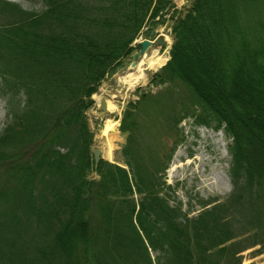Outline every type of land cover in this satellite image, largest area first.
Wrapping results in <instances>:
<instances>
[{
    "label": "trees",
    "instance_id": "16d2710c",
    "mask_svg": "<svg viewBox=\"0 0 264 264\" xmlns=\"http://www.w3.org/2000/svg\"><path fill=\"white\" fill-rule=\"evenodd\" d=\"M43 1L44 9L34 14L0 0V8L16 14L0 26V97L7 109L0 130L5 177L0 179V225L7 227L11 216L9 233L28 237L9 264H152L146 240L151 248L172 252L170 259L178 264H193L194 249L208 252L234 239L225 219L229 207L215 206L187 223L186 218L176 221L178 210L159 198L160 171L173 157L179 123L189 117L232 138L237 188L232 203L250 210V229L259 227L264 0H192L184 16L174 20L171 59L150 80L160 90L143 92L123 112L120 130L127 133L123 154L129 170L103 159L95 162L86 111L147 20L170 1ZM142 118L148 122L142 124ZM149 125L157 145L144 143L141 129L146 133ZM91 170L98 180L87 177ZM255 178L259 186H252ZM242 179L247 186H239ZM134 192L143 195L136 217ZM151 215L155 220L149 222ZM214 229L219 234L205 238L211 246L203 247L201 237ZM231 247L218 251L230 258L243 249L241 241ZM197 264L209 263L203 257Z\"/></svg>",
    "mask_w": 264,
    "mask_h": 264
},
{
    "label": "rangeland",
    "instance_id": "374dc122",
    "mask_svg": "<svg viewBox=\"0 0 264 264\" xmlns=\"http://www.w3.org/2000/svg\"><path fill=\"white\" fill-rule=\"evenodd\" d=\"M3 1L13 4L18 8L21 7L28 13L34 14H39L45 7L43 0ZM169 1L170 4L163 9L157 17L147 20L148 22L141 28L140 32L130 43V53L125 55L121 61L119 60V66L114 72L105 77L99 85L98 91L92 95V99L94 100L93 106L86 111L88 127L93 134V143L91 146L93 157L94 150H99L100 160H106L109 163L116 164L127 170H129V166L123 154V149L127 142V133L120 130L123 112L130 103L138 102L143 92L150 91L155 93L157 90H160V88L150 85L151 76L159 72L171 59V48L175 41L172 28L173 22L176 18L184 16L192 0ZM15 16L16 14L10 10L0 8V26L3 25L5 27ZM153 30L155 33L154 36L151 37L150 34ZM159 36H162L163 39L166 36L170 38L169 42L165 41L163 46L157 48L159 54L167 56L166 63L156 70L147 69L146 66H143L144 78L133 87L122 82L121 78L127 72L132 74L138 72L137 66L142 59L137 62V66L134 69H129L134 60L133 56L140 51V43L143 40H155ZM153 50H156V48H150L145 56H148ZM98 97H104L107 101H112L118 109L114 112L106 111L102 113V111L99 110V100L101 98L97 100ZM6 117V104L0 97V130L5 126ZM106 119H111L118 123L116 134L108 138L103 135ZM147 122L148 119H141L142 124H146ZM143 128L141 132L143 136H146L144 140L145 145L159 144V139H156V134L153 135L154 128L151 132L152 127L149 125L148 130H144L146 133H143ZM178 128H180L181 132L180 139L174 150L173 157L169 166L165 170L160 171V181L164 183L158 187L160 191L159 198L162 199V205L166 204L168 206L167 208L170 210H178V212H176V221L186 218L190 220L187 221V223L192 222V219L197 218V216L206 210H211L218 205H225L229 207L225 219L232 224V229L236 232L234 239L227 241L221 246H215L213 247L214 249L208 252L194 249V252L192 251L193 264H197L198 259L203 257L206 259V263L209 264H230L235 258L240 259L239 264H264V191H262L263 193L260 197L259 209L256 210L257 212L260 211V215L262 216L260 226H255L256 228L250 229V210L238 208L232 203V197L237 190L232 175V155L229 152V146L232 145L231 143L233 141L232 138H228V135L223 129L215 130L213 127L195 124L193 117L183 119L179 123ZM169 141L171 140L167 137L166 142L168 143ZM110 144L112 146L111 149L109 147ZM160 148V151L164 150L162 147ZM0 173V179L2 178L3 181L5 177L1 169ZM87 177L91 180L99 179V175L95 170L89 171ZM132 177L133 175L130 173L131 182L133 180ZM252 181V186H259L257 182L258 178ZM240 183L239 186L246 185L243 179ZM14 187L16 188V186ZM142 197L143 195L137 192H134V195L131 196V199L135 200L136 205L135 217L139 210L138 201ZM155 208L159 211L158 207L155 206ZM245 211H248V213ZM154 217L155 215H151L149 222L155 220ZM4 218L5 217H3V219ZM11 220V216L6 217L4 224L9 222L7 227L0 225V264H9L12 253L14 251L20 252L21 247L28 238L15 232L9 233ZM137 226L138 224L136 227ZM221 227L223 228L222 224ZM137 228L139 229V227ZM242 229L247 230V232L237 233V231ZM139 231L142 237L145 238L142 233L143 231L140 229ZM218 234L219 230L214 229L212 232L208 233L207 236L204 235L201 237L203 241L201 240L202 242L200 244H202L203 247H207L210 241H207L205 238L208 236L214 237ZM156 235L157 233L154 234V236ZM238 241H241L243 249L236 254L235 257L230 256L229 258V255L222 256L219 253L218 250L224 246L228 248L227 252H229V247L232 250L231 244ZM145 242L147 244L146 246H148L147 253L152 264H178L175 259H173L175 263L170 259V254H172V252H169V255L165 254L162 248H151L149 247L148 241L146 240ZM162 245H164L165 249L168 247L166 242H163ZM140 253L144 256L142 251H140Z\"/></svg>",
    "mask_w": 264,
    "mask_h": 264
},
{
    "label": "bare ground",
    "instance_id": "6f19581e",
    "mask_svg": "<svg viewBox=\"0 0 264 264\" xmlns=\"http://www.w3.org/2000/svg\"><path fill=\"white\" fill-rule=\"evenodd\" d=\"M165 41L169 42L170 38L166 36L164 38ZM167 61V56L159 54L158 50H153L148 56L142 58L140 63L137 66L138 72L137 73H129L127 72L124 76H122V82L127 84L130 87H133L136 83L144 78V67L146 66L147 69L156 70L157 68L162 67ZM98 97L97 100H99ZM106 109L107 111L114 112L118 108L112 101L106 100ZM118 123L114 122L111 119H106L103 128V135L107 138L109 136H113L116 134V127ZM110 149L112 148L111 144L109 145Z\"/></svg>",
    "mask_w": 264,
    "mask_h": 264
},
{
    "label": "water",
    "instance_id": "95a60500",
    "mask_svg": "<svg viewBox=\"0 0 264 264\" xmlns=\"http://www.w3.org/2000/svg\"><path fill=\"white\" fill-rule=\"evenodd\" d=\"M154 30L151 32V37L154 36ZM165 44V40L163 39L162 36H159L157 37L154 41H151V40H143L141 43H140V51L139 53H136L134 56H133V62L131 63V67L129 70L131 69H134L136 66H137V62H139L146 54H147V51L150 49V48H153V49H157L158 47H161ZM99 110L102 111V113L106 112L107 109H106V98L102 97L99 101ZM94 159H95V162L98 163L99 160H100V151L99 150H94Z\"/></svg>",
    "mask_w": 264,
    "mask_h": 264
},
{
    "label": "flooded vegetation",
    "instance_id": "af4514ba",
    "mask_svg": "<svg viewBox=\"0 0 264 264\" xmlns=\"http://www.w3.org/2000/svg\"><path fill=\"white\" fill-rule=\"evenodd\" d=\"M153 40V39H152Z\"/></svg>",
    "mask_w": 264,
    "mask_h": 264
}]
</instances>
